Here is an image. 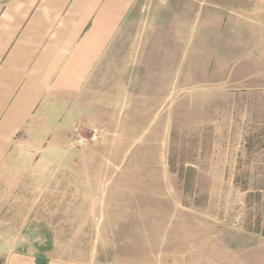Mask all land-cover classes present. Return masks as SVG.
<instances>
[{"label": "rangeland", "instance_id": "obj_1", "mask_svg": "<svg viewBox=\"0 0 264 264\" xmlns=\"http://www.w3.org/2000/svg\"><path fill=\"white\" fill-rule=\"evenodd\" d=\"M243 5L142 9L114 41L92 119L46 138L58 146L38 170L48 251L72 264H197L209 251L264 264V31L248 38ZM32 204L17 219L30 229Z\"/></svg>", "mask_w": 264, "mask_h": 264}, {"label": "crops", "instance_id": "obj_2", "mask_svg": "<svg viewBox=\"0 0 264 264\" xmlns=\"http://www.w3.org/2000/svg\"><path fill=\"white\" fill-rule=\"evenodd\" d=\"M231 1L244 4L248 38L263 33L264 0ZM187 2L0 0V264H72L48 251L56 247L40 235L51 222L38 203L46 200L39 196L45 182L38 170L58 147L46 138L78 113L92 119L93 98H104V57L112 56L114 41L129 40L142 9L166 16ZM19 166L23 174H14ZM26 200L38 210L31 229L17 220ZM197 264L220 263L209 251Z\"/></svg>", "mask_w": 264, "mask_h": 264}]
</instances>
